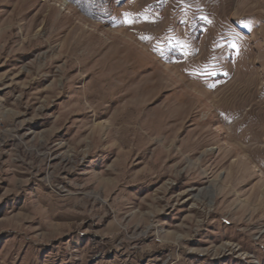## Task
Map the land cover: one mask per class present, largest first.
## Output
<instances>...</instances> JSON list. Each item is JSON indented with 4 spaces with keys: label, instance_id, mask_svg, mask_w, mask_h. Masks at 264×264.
Masks as SVG:
<instances>
[{
    "label": "rangeland",
    "instance_id": "1",
    "mask_svg": "<svg viewBox=\"0 0 264 264\" xmlns=\"http://www.w3.org/2000/svg\"><path fill=\"white\" fill-rule=\"evenodd\" d=\"M0 264H264V0H0Z\"/></svg>",
    "mask_w": 264,
    "mask_h": 264
},
{
    "label": "bare ground",
    "instance_id": "2",
    "mask_svg": "<svg viewBox=\"0 0 264 264\" xmlns=\"http://www.w3.org/2000/svg\"><path fill=\"white\" fill-rule=\"evenodd\" d=\"M199 98H200V97H196V98H194V99H198V100H199ZM181 100H182V99H181Z\"/></svg>",
    "mask_w": 264,
    "mask_h": 264
},
{
    "label": "snow or ice",
    "instance_id": "3",
    "mask_svg": "<svg viewBox=\"0 0 264 264\" xmlns=\"http://www.w3.org/2000/svg\"><path fill=\"white\" fill-rule=\"evenodd\" d=\"M129 23H131V21H129ZM233 47H235V45H233ZM214 74V73H213Z\"/></svg>",
    "mask_w": 264,
    "mask_h": 264
}]
</instances>
